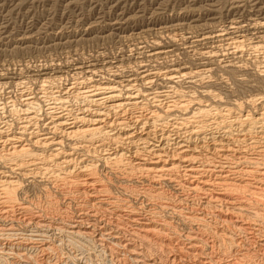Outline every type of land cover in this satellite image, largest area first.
<instances>
[{
  "label": "bare ground",
  "instance_id": "obj_1",
  "mask_svg": "<svg viewBox=\"0 0 264 264\" xmlns=\"http://www.w3.org/2000/svg\"><path fill=\"white\" fill-rule=\"evenodd\" d=\"M247 27L264 29V22ZM243 29L232 21L208 32L205 40L222 44L201 56L217 62L223 53L264 54L263 35L248 41ZM159 45L151 44L148 57L171 52ZM255 63L261 77L264 60ZM211 65L164 72L141 65L126 81L119 72L63 89L58 79L42 78L37 96L27 92L7 105L18 131L0 118V264L55 259L62 248L44 238L48 230L98 245L111 264H264V96L215 105L223 97L204 83ZM182 81L199 86L200 95L179 89ZM39 182L48 184L47 204L24 203V187ZM21 225L34 240L18 233ZM62 255L57 263L74 264ZM92 263L88 257L84 264Z\"/></svg>",
  "mask_w": 264,
  "mask_h": 264
},
{
  "label": "rangeland",
  "instance_id": "obj_2",
  "mask_svg": "<svg viewBox=\"0 0 264 264\" xmlns=\"http://www.w3.org/2000/svg\"><path fill=\"white\" fill-rule=\"evenodd\" d=\"M263 8L264 0H0L1 122L9 121L11 124L14 123L13 128L18 129L16 122L11 121L13 118L10 117L6 106L15 101V98L16 101H20V99L22 101L25 97L27 98V94H30V97L37 96L41 89L38 83L40 80L58 79L60 83L58 82L57 87L60 88L62 86L61 89H63L69 84L81 82L84 79H88L89 82H95V79L97 82L113 80V76L120 72L117 74L118 77L121 81H126L128 77L135 73L136 68L141 65L143 67L146 66V70L152 68L151 71H156L157 66V69L160 68L164 72L173 66V68L179 66L182 68L184 66L183 68H186L187 71H196L203 69L204 65L210 67L211 63L210 70L212 72L209 74L210 78H206L204 83L210 81L209 90L215 94L219 93L218 96L220 98L223 97L222 101L219 98L220 100L217 101V104L215 102L217 106L220 103L222 104L220 106H227L234 101H242L243 103V101L246 102L247 99L249 100L253 96L262 97L264 96V74L258 77L260 75L255 73L256 68L254 66L255 64L257 65L255 63L257 60H264V54H261V52L258 54L245 52L244 56L237 55L238 57H233L232 54L223 53L217 62L216 60L210 62L204 59L201 53L210 51L208 48L215 49L222 44L220 42H211L210 39H206V41L204 39L206 38L205 36L208 34L210 36L215 31L223 30L232 21L242 24L245 30L243 29L240 35L245 36L248 41L254 42L260 36L263 35L264 37L263 28L249 30L247 27L248 22L250 23L251 21L264 22ZM259 31L263 33L261 34ZM173 37L176 41L174 40L172 44L170 41H172ZM197 37L200 39V42L198 41L199 44L197 43V40H199ZM154 44H158L161 48H167V51H171L167 55H171L161 56V58L158 57L156 60L148 57L149 54L146 51L151 50ZM172 47L174 51L171 50ZM137 56L142 59H138ZM146 58L149 59L146 60ZM154 60L155 62H153ZM137 61L139 62L136 63ZM148 62L151 63L149 64ZM95 63L97 64L95 65ZM240 64L245 67L243 71L234 69ZM153 66H155L154 69ZM101 68L104 72H101ZM112 70L115 71L112 72ZM67 72L71 79L67 77ZM50 73L51 75H49ZM123 73L126 77L121 75ZM60 74L63 76H59ZM83 75L84 77H82ZM2 76L5 77V80ZM54 76L57 77L54 78ZM38 77L39 79L37 80ZM64 77L65 79L67 77L66 80L70 79V81L67 83ZM7 81L10 83H7ZM63 82H66V84ZM184 83V81L180 82V86L177 85V87L184 89V91L189 88V90L195 91L196 95H200L198 93L200 92L199 86L192 87L188 81L185 85ZM26 84L29 85L27 86ZM27 89L30 90L28 91ZM24 90L26 91L25 95ZM31 91L33 94H31ZM19 94L22 95L20 96ZM39 187H44V191L42 189L39 190ZM47 187V182L29 183V185L27 183L20 198L24 199H22L24 203L31 200L30 202L45 205L49 197L42 192H45ZM23 226L18 227V233H23L22 236L24 238L29 237L34 240L37 235L33 236L31 229L29 231ZM66 234H61L57 230H48L44 234V238L47 241L53 242L56 247L60 245V249L62 248V253L60 251L61 254L58 253L54 257L55 259L47 264H53L54 262V264H60L59 262L57 263L58 259L56 260V257H60L62 254V260L71 258L74 264H84L88 257L91 259V263L93 262L92 264H106V262L111 264V258L108 255L106 256L98 245L91 244L92 246L87 247L88 244L76 239L78 243L81 242L78 244L73 238L70 240L71 238L69 239V235L67 234V236ZM55 235L58 236L56 237ZM72 241L75 245H73ZM99 250L100 254L98 253ZM67 255L69 257H66ZM94 255L101 256L96 258ZM38 256H40V253L35 252L32 254V259L36 260ZM63 256L65 257L64 259ZM94 259L100 261L94 263Z\"/></svg>",
  "mask_w": 264,
  "mask_h": 264
}]
</instances>
